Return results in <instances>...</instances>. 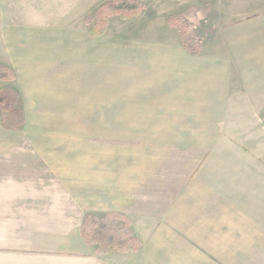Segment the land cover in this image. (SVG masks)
<instances>
[{"label": "rangeland", "instance_id": "rangeland-1", "mask_svg": "<svg viewBox=\"0 0 264 264\" xmlns=\"http://www.w3.org/2000/svg\"><path fill=\"white\" fill-rule=\"evenodd\" d=\"M201 7L0 0V91L23 118L10 130L0 116V222L33 206L30 224L143 245L160 264H203L196 250L228 238L233 259L253 250L239 234L264 225V61L235 71ZM95 16L105 33L89 39Z\"/></svg>", "mask_w": 264, "mask_h": 264}, {"label": "crops", "instance_id": "crops-1", "mask_svg": "<svg viewBox=\"0 0 264 264\" xmlns=\"http://www.w3.org/2000/svg\"><path fill=\"white\" fill-rule=\"evenodd\" d=\"M199 1H201V9L209 8V11L214 13L207 16L212 18V25L210 26L213 29L211 32L218 31L213 42H225L227 40L232 42V47L237 53L235 59L238 60L235 61L237 67L235 71L241 68L239 65L246 66L264 61V46H260V33H262L264 25L259 26L254 20L264 16L262 15L264 14V0ZM257 7L261 10L260 14H256ZM243 15L246 17L242 18ZM253 16L255 18H251ZM88 38H96L91 35L90 29ZM26 198L31 199L32 196H26ZM17 211L26 213L25 224L18 225L9 221L0 222V264H160V262L152 261L153 255L147 253L149 251H145L143 245L140 252L130 247L121 250L117 246L116 249L118 250L114 249V252H109L106 249L92 246L86 240L81 226L68 224V228H60L57 224L47 226L50 224L47 222L30 224L29 213L35 211V207L24 205L17 208ZM226 216L224 215L223 218ZM241 233L239 235L243 237L242 244L252 243L253 248L247 252L240 251L241 254L245 255L243 259H233L232 254L223 250L224 247L230 250L236 249V247L231 246L233 244L229 241V233L223 230L221 235L228 238L226 243L223 242L221 246L214 245L196 250L197 254L201 253V255L204 254L208 257L202 260L203 264H222L221 260L223 262L226 260L225 264H264V225H258L252 229L248 228ZM7 236L11 238L7 239ZM236 244L241 243L237 242ZM159 245L160 242L157 241L156 247ZM173 264H177L175 260ZM179 264L183 263L179 262Z\"/></svg>", "mask_w": 264, "mask_h": 264}, {"label": "trees", "instance_id": "trees-1", "mask_svg": "<svg viewBox=\"0 0 264 264\" xmlns=\"http://www.w3.org/2000/svg\"><path fill=\"white\" fill-rule=\"evenodd\" d=\"M95 24L91 25L89 27L90 29V33L92 36L96 37L98 35H102L105 33V29H103L102 31L96 29V22L98 21V16H95ZM184 48L188 49L189 51H191L186 44H184ZM6 91V90H5ZM17 93H13L10 92L9 94H7L6 92H1L0 91V116L2 119V124L4 127L10 129V130H16V129H20V125L21 123H23V118L22 117V112H20L21 110L19 109V107L16 108V104H15V97H16ZM19 106V105H18ZM103 250H107V251H111L114 252V248H112L111 246L105 247V248H101Z\"/></svg>", "mask_w": 264, "mask_h": 264}]
</instances>
